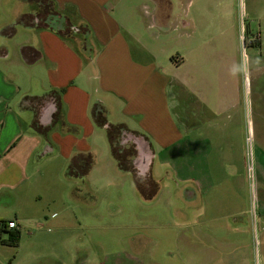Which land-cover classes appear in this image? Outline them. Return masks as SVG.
<instances>
[{"label":"crops","instance_id":"1","mask_svg":"<svg viewBox=\"0 0 264 264\" xmlns=\"http://www.w3.org/2000/svg\"><path fill=\"white\" fill-rule=\"evenodd\" d=\"M51 1L64 14L65 26L86 27L88 32L71 30L66 38L35 24L39 13L34 2L0 0V206L8 209L17 201L28 214L20 209L13 212V217L1 214L0 221L5 223L0 222V238L2 232H18L19 238L20 229L33 221L40 227L30 230V235L38 236L49 263L53 256L61 264L68 263L58 251L59 242H72L74 231L83 223L89 241L101 244L109 238L123 239L138 259L150 243L148 236L157 239L150 232L135 230L133 223L127 224L128 233L99 237V231H104L100 223L105 218L115 219L100 207L102 204L116 203L122 209V205L135 207L145 199L137 191L132 174L120 170L114 157L102 167H94L104 155L103 151L99 153L104 138L110 148L105 128L93 119L95 103L102 106L108 122L122 123L127 129L125 139L137 149L136 169L140 172L148 166L140 173L154 178L157 146L167 154L182 156L183 204L213 208L211 214L215 216L210 217L200 206L195 221L200 227H208L209 222L214 234H222L228 229L225 220L237 214L239 201L229 123L220 127L211 118L197 124L182 112L180 124L172 113L173 107L180 105L181 85H189L180 73L188 44L185 37L192 29L189 3L180 0V10L173 16L171 2L166 0L164 19L157 22L158 0ZM153 26L171 33L161 55L156 52L153 37L146 33ZM26 96L42 97V102ZM36 120L47 128L46 133L33 128ZM214 133L217 142L212 139ZM258 141L264 169V129ZM175 150L178 152L174 154ZM77 153L90 154L93 164L80 181L71 182L64 174ZM33 172L41 173L43 179L33 183ZM262 220L264 216H260ZM8 221H14L16 227L8 228ZM69 251L66 258L74 264L77 248L72 245ZM82 264L101 263L91 256Z\"/></svg>","mask_w":264,"mask_h":264},{"label":"rangeland","instance_id":"2","mask_svg":"<svg viewBox=\"0 0 264 264\" xmlns=\"http://www.w3.org/2000/svg\"><path fill=\"white\" fill-rule=\"evenodd\" d=\"M169 1L175 16L180 10V0ZM186 1L189 3L187 9L192 29H188L185 37L188 44L183 51L185 64L180 73L189 85H181L180 105L173 107L172 113L180 124L182 112L197 124L209 122L211 118L220 127L229 123V131L234 138V182L239 194L237 214L225 220L228 229H223L222 234H214L209 222L208 227H200L195 218L202 205L187 207L181 197L184 184L181 179L182 156L167 154L157 146L152 166L154 180L160 187L157 195L151 200L140 201L135 207L129 204L122 205L121 209L116 203L102 204L100 207H105L115 219L108 221L105 218L99 225L104 230L99 231V237H117L129 228L127 224L133 223L135 230L150 232L157 239L154 241L148 236L150 243L143 248L138 259L132 256L128 242L123 239L109 238L108 242L101 244L89 241L83 223L74 231L72 242L69 240L64 245L59 242L58 251L68 264L71 259L67 260L66 256L70 255L72 245L77 248L74 264H82L85 257L91 256L98 258L101 264H264V220L260 222V216H264V169L258 154V137L264 129V0ZM157 2L156 21L160 22L167 10L166 0ZM146 3L152 6L150 2ZM146 33L153 37L156 52L161 55L171 33L156 26ZM80 50L84 52L83 48ZM212 139L217 140V133L212 134ZM122 146L127 153L128 150L137 151L130 140L124 139ZM102 147L99 153L103 151L104 155L94 167H102L113 159L112 154H107L110 148L105 138ZM177 152L175 150L174 154ZM247 156L253 163L251 178L247 174ZM179 157L177 164L176 158ZM39 169L43 166L40 165ZM64 177L71 182L81 179L67 175V168ZM42 179L41 173L33 172V183ZM19 209L28 215L17 201L8 209L0 206V215L13 217V212ZM201 210L210 217L215 216L211 214L214 213L213 208L205 204ZM184 214H188L185 219ZM134 215L138 220L130 222ZM27 224L23 230L20 229L17 246L0 245V264H61L53 256L52 262L47 261L46 248L41 247L37 235H30V230L40 226L33 221ZM1 237L5 240L8 235L2 232ZM40 249L44 250L39 254Z\"/></svg>","mask_w":264,"mask_h":264},{"label":"trees","instance_id":"3","mask_svg":"<svg viewBox=\"0 0 264 264\" xmlns=\"http://www.w3.org/2000/svg\"><path fill=\"white\" fill-rule=\"evenodd\" d=\"M30 1L34 2V4H36V6L38 7L39 15L37 14L35 22V24H37L38 26H44L49 29L56 30L59 34L66 38L71 30L75 32L80 31L83 33L88 32V29L86 27H79L68 23L65 26L64 14L54 8L51 0ZM62 21L63 26L61 27L60 23ZM25 99L36 101V103L42 102V97L26 96ZM55 114L56 116L59 114V106H57ZM92 116L98 126H102L105 128L111 154L116 160L119 169L122 171L130 172L132 174L136 189L142 198H144L145 200L152 199L158 191L159 184L149 174H142L136 169L134 165V159L137 151L134 150L133 152H130L128 150L127 153L126 149L122 146V142L125 139V136L129 135L125 126L122 123L113 124L108 122L104 114V109L99 103H95L93 105ZM32 126L38 132H47V128H44L37 120L33 122ZM92 164L93 159L90 154H74L67 165V175L82 178L88 173ZM0 222L1 224L5 223V221ZM17 241L18 232H10L8 234V238L5 240L0 238L1 243L13 246L17 244Z\"/></svg>","mask_w":264,"mask_h":264},{"label":"built area","instance_id":"4","mask_svg":"<svg viewBox=\"0 0 264 264\" xmlns=\"http://www.w3.org/2000/svg\"><path fill=\"white\" fill-rule=\"evenodd\" d=\"M247 159H248L247 174H248V177L251 178L253 176V163H252V160L248 156H247ZM7 227L10 229L15 228L16 224L14 221H8Z\"/></svg>","mask_w":264,"mask_h":264},{"label":"water","instance_id":"5","mask_svg":"<svg viewBox=\"0 0 264 264\" xmlns=\"http://www.w3.org/2000/svg\"><path fill=\"white\" fill-rule=\"evenodd\" d=\"M139 145H140V143H139ZM147 167H148L147 165H144V167L142 168V170H140V172H143L144 173L147 170Z\"/></svg>","mask_w":264,"mask_h":264}]
</instances>
